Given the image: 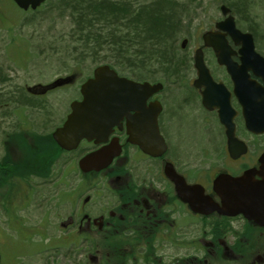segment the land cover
Returning a JSON list of instances; mask_svg holds the SVG:
<instances>
[{
	"label": "flooded vegetation",
	"instance_id": "obj_1",
	"mask_svg": "<svg viewBox=\"0 0 264 264\" xmlns=\"http://www.w3.org/2000/svg\"><path fill=\"white\" fill-rule=\"evenodd\" d=\"M7 1L26 15L66 7L71 0H45L25 11L13 0H0V23L7 21ZM234 23L241 33H248L235 19ZM215 24L209 31L222 38L228 67L218 64L201 37L193 53L202 49L211 84L196 82L194 58L188 57L180 77L163 78L161 91L146 103L158 102L161 108L157 127L165 149L159 156L128 142L127 117L111 129L105 142L81 140L75 150L62 149L52 135L69 110L53 132L26 131L22 126L4 134L0 209H23L35 194L28 183L53 181L59 159L76 152L80 181L61 196L65 209H76L60 224L68 234L63 255L68 264H264V132H249L244 120L264 116V64L240 53L241 44L218 33ZM249 34L255 53L264 59L257 38ZM76 78L71 73L48 85L27 87L26 92L39 97ZM180 116L197 125L205 140L184 142L181 133L172 130L173 120ZM220 116L231 118L235 141H228ZM128 117L132 132L145 131L134 111ZM38 137L48 140L51 150L39 148ZM111 143L119 150L106 168L79 170L80 159ZM23 242L39 246L30 237Z\"/></svg>",
	"mask_w": 264,
	"mask_h": 264
},
{
	"label": "rangeland",
	"instance_id": "obj_2",
	"mask_svg": "<svg viewBox=\"0 0 264 264\" xmlns=\"http://www.w3.org/2000/svg\"><path fill=\"white\" fill-rule=\"evenodd\" d=\"M130 1L136 7L153 0ZM170 1L174 7L187 10L186 17L180 16L182 24L176 34L177 52L187 55L186 58L193 56L194 44L201 36L222 19L219 11L222 5L231 10L242 32L253 33L259 49L264 51V0ZM239 7L243 8L242 12L236 10ZM6 11L7 21L0 23V156L5 133L23 127L26 131L49 133L60 126L71 103L80 99V85L91 78L95 67L113 62L118 73L130 78L126 67L104 58L105 53H100L101 58L96 61L85 56V48L79 42L81 33L85 36V32L73 27L72 17L66 10L47 7L25 15L7 1ZM182 40L187 41L183 52ZM71 73L76 74V81L64 83L46 95L32 97L26 92L27 87L48 85ZM143 82L158 81L144 79ZM173 123L172 130L181 133L183 141L205 140L190 119L180 116ZM213 133L217 136L216 130ZM77 155L75 152L59 159L53 181L31 180L28 185L35 194L28 204L21 205L23 209L18 212L0 209V264H68L63 257L68 234L60 224L76 209H65L68 205L63 207L61 196L63 190H73L80 181ZM69 159L73 162L69 163ZM2 193L1 189L0 196ZM22 193L30 194L23 188ZM29 237L39 246L25 245L23 241Z\"/></svg>",
	"mask_w": 264,
	"mask_h": 264
},
{
	"label": "water",
	"instance_id": "obj_3",
	"mask_svg": "<svg viewBox=\"0 0 264 264\" xmlns=\"http://www.w3.org/2000/svg\"><path fill=\"white\" fill-rule=\"evenodd\" d=\"M13 1L25 11L29 7L35 10L45 0ZM219 11L224 19L215 24V30L218 33L229 34L236 43L241 44L240 53H245L264 64V60L260 59L254 51L251 35L242 34L235 28L234 19L229 15L230 10L222 5ZM202 41L204 48L214 51L218 64L228 67L223 57L226 54V47L222 38L210 31L202 35ZM185 45L186 40H183L180 45L181 49H184ZM194 68L197 72L196 82H201L206 86L210 85L211 78L204 66L201 48L194 53ZM161 88L159 83L135 82L119 77L107 65L98 66L94 69L92 77L81 86V101L71 103L70 113L62 127L53 133V140L66 151L75 150L81 140L94 141L95 144H99L106 141L111 129L118 124L121 118L127 117L128 142L138 145L145 154L159 156L165 149L157 127V118L161 108L158 102H151L148 105L146 102ZM130 111H134L135 117L143 121L142 126L145 127V131H131V118L128 117ZM244 120L249 132L257 134L264 132V116H245ZM220 122L226 127L228 141H235L231 118L224 120L220 116ZM118 150V146L111 143L80 159L78 168L82 173L102 170L118 155ZM224 210L226 209H221V211Z\"/></svg>",
	"mask_w": 264,
	"mask_h": 264
},
{
	"label": "trees",
	"instance_id": "obj_4",
	"mask_svg": "<svg viewBox=\"0 0 264 264\" xmlns=\"http://www.w3.org/2000/svg\"><path fill=\"white\" fill-rule=\"evenodd\" d=\"M132 5L130 0H71L59 9L71 15L74 28L85 32L79 42L92 61L105 53L104 58L124 65L130 78L136 81L178 79L183 62L189 61L176 48V34L182 24L180 16L186 17L187 10L174 7L170 0ZM236 10L242 12L243 8ZM249 29L252 31V27ZM106 64L112 69L116 67L113 62ZM36 139L41 143L39 148L50 149L51 144L44 137ZM22 143L26 150L24 139Z\"/></svg>",
	"mask_w": 264,
	"mask_h": 264
}]
</instances>
